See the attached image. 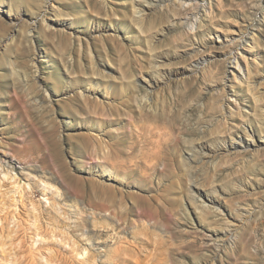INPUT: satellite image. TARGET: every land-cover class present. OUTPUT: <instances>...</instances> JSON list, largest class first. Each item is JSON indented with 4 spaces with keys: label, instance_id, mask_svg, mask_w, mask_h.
I'll return each instance as SVG.
<instances>
[{
    "label": "rangeland",
    "instance_id": "rangeland-1",
    "mask_svg": "<svg viewBox=\"0 0 264 264\" xmlns=\"http://www.w3.org/2000/svg\"><path fill=\"white\" fill-rule=\"evenodd\" d=\"M4 154L100 214L59 235L0 176V264H264V0H0Z\"/></svg>",
    "mask_w": 264,
    "mask_h": 264
},
{
    "label": "bare ground",
    "instance_id": "bare-ground-1",
    "mask_svg": "<svg viewBox=\"0 0 264 264\" xmlns=\"http://www.w3.org/2000/svg\"><path fill=\"white\" fill-rule=\"evenodd\" d=\"M143 1H146V0H143ZM144 8H147V7L140 8L138 12H143ZM199 11L200 10L197 11V14ZM188 28L193 29L194 24L191 23V25ZM233 58L235 59V62H234L235 66H237L240 69L241 67L240 65H238V62L236 60L237 59L236 54L234 55ZM91 62L93 63L92 59H91ZM158 74L159 76H163L165 75V72L164 70L163 72L159 71ZM147 82L150 83L153 89L161 85V80H159L158 78H153V79L149 78ZM220 111H221L220 119L223 120V124L225 125V115H224L225 111L222 105H220ZM248 143H249L248 141L239 140L238 144H243L242 146L244 145L246 146V145H249ZM238 144H236L234 141L231 140L227 142L225 146L228 148V150H230V149L238 148L239 147ZM199 149H201V147H199ZM44 156L45 154H42L41 156H39V158L44 160ZM51 158L52 160H54L53 156H51ZM43 160L40 161L41 162V165H40L36 163V161L39 162L38 158L35 161L32 159H27L24 161V163L22 162L23 163L22 166L18 167V172H15L14 171V167H15L14 163H16L15 158L12 156H9L8 154H4L1 157V161L2 163H4V165L0 166V176H2L3 180L12 181L9 191L11 192L12 197H15L14 199H16L17 202L22 201L26 194H33L34 191H40L42 193V199L46 203L45 204L46 208L43 209L45 210L44 213L47 215V218L50 217V219L45 218V221L48 225L50 224V227L52 226L55 230L58 229L59 235L61 233L65 235V233L68 232L67 230H70V228L77 227L80 222L90 221L91 219L95 217V215L100 214L99 212L95 211L96 209L94 207H91V206L86 207L84 204H80L81 201L79 197L81 195L82 190L80 189V186L77 182H75L74 180H73L74 182L68 180L67 176L64 173L63 165L59 161H58V167L51 166V169H50L48 166V163L44 164ZM100 166H101L102 172L104 173L107 172V174H109L108 178H110L112 174L116 175L115 173L116 171H118V168H119V166L116 163L108 164V162H104V161L101 163ZM145 168H148V167H145ZM130 170L131 169L129 170L123 169L122 170L123 176L127 175L130 172ZM38 172L42 174L49 173L54 178L58 179L61 182V189H57V188L53 189V186L49 182L45 181L43 178H40V177L36 178L35 175ZM18 176L24 180L22 186H20V184L16 180V177ZM188 190H189L191 198L194 201L197 200L198 197L203 198L202 195L200 194L199 188L196 185H194V188H190ZM204 202L205 200H203L200 203L204 204ZM22 205L26 207V203ZM31 205H33L32 209H34L35 208L34 204L31 203ZM26 211H29V213L32 212L31 209L30 210L26 209ZM148 211L144 207H141L137 209L136 212L139 217L143 218V217L150 216L149 215L150 212L148 213ZM40 228L41 226L39 224L36 225L35 227L37 231ZM63 228L65 229V231L62 230ZM86 249L87 247L84 248L82 252H78V255H81V258L84 259V261H88L91 259V253L89 251L86 252ZM115 255L117 254H114V256Z\"/></svg>",
    "mask_w": 264,
    "mask_h": 264
}]
</instances>
